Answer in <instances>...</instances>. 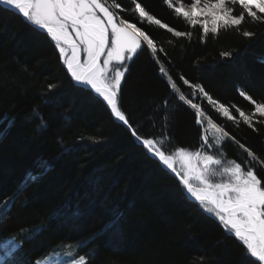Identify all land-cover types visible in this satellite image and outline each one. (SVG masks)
Segmentation results:
<instances>
[{"label":"trees","instance_id":"trees-1","mask_svg":"<svg viewBox=\"0 0 264 264\" xmlns=\"http://www.w3.org/2000/svg\"><path fill=\"white\" fill-rule=\"evenodd\" d=\"M141 2L162 23L188 30L163 0ZM144 27L168 55H160V64L148 53L134 58L124 108L141 135L159 137L166 131L172 137L165 140L167 151L196 150L199 129L194 110L178 100L161 66L185 95L190 90L181 74L203 83L237 119L234 105L246 112L251 108L238 88L264 97V26H249L257 33L254 41L222 32L206 44L195 35L189 42L158 25ZM235 49L234 60H220L219 52ZM48 83L57 87L48 92ZM202 106L230 135L264 154V126L258 124L257 133L214 113L206 101ZM222 151L238 162L247 159L231 140H223ZM29 176L33 179L26 182ZM5 200L10 212L0 211V264H30L50 251L69 259L66 254L77 244L83 245L81 254L92 253L90 264H199L201 256L203 264H242L238 244L217 219L186 198L101 100L72 84L45 35L0 9V209ZM10 239L19 246L9 255ZM44 264H49L46 257Z\"/></svg>","mask_w":264,"mask_h":264},{"label":"snow or ice","instance_id":"snow-or-ice-1","mask_svg":"<svg viewBox=\"0 0 264 264\" xmlns=\"http://www.w3.org/2000/svg\"><path fill=\"white\" fill-rule=\"evenodd\" d=\"M163 3L188 30H177L162 23L141 0H131L128 6L119 0H0V9L12 12L34 31L45 35L73 85L102 100L110 116L174 175L204 212L217 219L238 244L242 264H264V175L261 174L264 154L258 155L230 135L215 122L212 112L202 106L206 101L208 109L214 113L228 121L242 122L259 133L257 125L264 126V97L256 99L247 90L238 88V95L248 101L251 108L246 112L234 105L237 119L230 107L214 98L203 83L181 74L179 80L190 90L185 95L161 66L159 71L167 78L171 90L178 94V100L194 110V123L199 129L196 150L180 146L171 152L165 147V140L170 142L172 139L166 131L159 137L141 135L124 108V85L134 58L148 53L160 64V55H168L144 25L166 28L173 37L189 42L195 35L201 44H206L209 37L217 39L222 32L254 41L257 33L249 26H264V0H163ZM260 35L264 36V27ZM234 51L238 53L239 49L219 52L220 60H234ZM56 87L55 83L45 86L48 92ZM163 103L166 108L169 101ZM163 127L166 129L167 125ZM91 139L96 140L95 137ZM224 139L236 143L247 154V159L238 162L227 158L222 151ZM32 179L29 176L26 182ZM3 204L5 207L0 211L7 215L10 205L7 200ZM115 222L106 225V231H111ZM8 245L9 255L19 246L11 239ZM68 247L72 248V245L68 244ZM82 247L77 244L75 252H68L69 259H64V254L50 251L30 264H44L45 257L51 264L54 256L56 264H90L92 253L81 254ZM204 260L201 256L199 264Z\"/></svg>","mask_w":264,"mask_h":264},{"label":"water","instance_id":"water-1","mask_svg":"<svg viewBox=\"0 0 264 264\" xmlns=\"http://www.w3.org/2000/svg\"><path fill=\"white\" fill-rule=\"evenodd\" d=\"M73 84V83H72ZM100 100V99H99ZM102 101V100H101ZM103 103V102H102ZM104 104V103H103ZM105 105V104H104ZM105 107H106V105H105ZM107 108V107H106ZM108 110V109H107ZM108 112H109V110H108ZM110 113V112H109ZM113 119V118H112ZM114 120V119H113ZM115 121V120H114ZM116 123H118V124H120L119 122H117V121H115ZM129 134H130V132L122 125V124H120ZM130 136H131V134H130ZM131 138H132V140L134 141V143L135 144H137V145H139L140 147H142V145L138 142V141H136L135 140V138L134 137H132L131 136ZM143 148V147H142ZM144 149V148H143ZM145 150V149H144ZM146 151V150H145ZM147 152V151H146ZM148 155H149V157L153 160V161H155L164 171H166L170 176H172L173 178H174V175L173 174H171L163 165H161L155 158H153L149 153H147ZM177 182H178V180L176 179V178H174ZM179 183V182H178ZM181 187H182V185H181ZM183 188V187H182ZM184 192H185V196H186V198L190 201V202H193V203H196V204H198V202H194L193 201V199L186 193V190H184ZM199 205V204H198Z\"/></svg>","mask_w":264,"mask_h":264}]
</instances>
